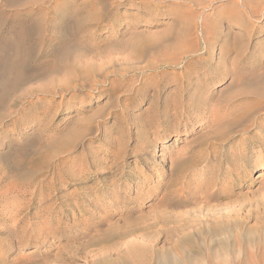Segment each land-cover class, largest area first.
<instances>
[{
	"label": "rangeland",
	"instance_id": "obj_1",
	"mask_svg": "<svg viewBox=\"0 0 264 264\" xmlns=\"http://www.w3.org/2000/svg\"><path fill=\"white\" fill-rule=\"evenodd\" d=\"M4 1L0 264H264V164L248 170V156L259 147L248 143L245 149L243 143L264 142V129L259 137L236 131L228 142L218 141L246 106L238 101L228 110L221 99L263 82L245 74L230 85L221 70L223 80L206 90L213 98L203 101L205 114L190 117L188 130L152 138L148 125L174 100L168 84L150 105L153 85L163 80L159 74L166 78L187 63L199 66L208 50L210 64L224 69H264V2L252 0L249 15L242 0ZM183 17H190V32ZM176 35L184 37L186 51L191 45L198 50L186 56ZM169 41L178 43L176 51ZM162 55L181 59L146 68ZM198 98L184 101L197 105ZM120 169L129 173L122 178L129 200L102 206L100 214L88 204L73 212L80 187L98 189Z\"/></svg>",
	"mask_w": 264,
	"mask_h": 264
},
{
	"label": "bare ground",
	"instance_id": "obj_2",
	"mask_svg": "<svg viewBox=\"0 0 264 264\" xmlns=\"http://www.w3.org/2000/svg\"><path fill=\"white\" fill-rule=\"evenodd\" d=\"M4 1V0H3ZM6 1V0H5ZM4 1V2H5ZM34 1V0H33ZM187 1V0H186ZM189 1V0H188ZM252 0H242V4L243 5H246L247 6V10H248V12H250L249 13V15L250 14H252V13H254V10L252 9V7L250 6V2H251ZM258 1H260V2H264V0H258ZM3 2V3H4ZM9 2V1H8ZM8 2H7V4H8ZM163 2V1H162ZM201 2H202V0H201ZM201 2H199V3H201ZM235 2V4L237 3V5H238V1H234ZM2 3V2H1ZM6 3V2H5ZM191 3H192V1H191ZM236 7V6H235ZM234 7V9H235V11H237V7L235 8ZM260 7V6H259ZM233 8V7H232ZM234 9H232V12L234 13ZM239 9V8H238ZM264 9V8H263ZM240 11V10H239ZM238 13V12H237ZM242 13V15H241V17L243 16V11L241 12ZM235 14V16H236V13H234ZM184 18H186V17H183V19ZM192 18V17H191ZM187 19V18H186ZM189 19H190V17H188V20L187 21H189ZM203 19V18H202ZM180 20H181V17H180ZM185 20V19H184ZM191 20H193V19H191ZM241 20H242V18H241ZM186 21V20H185ZM186 21V27L187 28H184V29H188L189 30V28H188V26H187V24L189 23V22H187ZM194 21V20H193ZM239 21V20H238ZM0 22H1V20H0ZM191 22L192 21H190V24H191ZM18 23V22H17ZM92 23V22H91ZM182 23H183V21H182ZM192 23H194V22H192ZM242 23V22H241ZM22 24V23H21ZM184 24V23H183ZM182 24V28H183V25ZM10 26V25H9ZM13 26V25H12ZM21 26V25H20ZM16 27V26H15ZM190 27V26H189ZM196 27V26H195ZM204 27H207V25L206 26H204ZM209 27H210V25H209ZM2 28V27H1ZM201 28V27H200ZM211 28V27H210ZM26 29V28H25ZM184 29H181V30H184ZM209 29V28H208ZM256 29V28H255ZM3 30V29H2ZM27 30H29V29H27ZM187 30V31H188ZM20 31V30H19ZM215 31V30H214ZM23 32V31H22ZM25 32V31H24ZM23 32V33H24ZM184 32V31H183ZM182 31L180 32V33H183ZM188 32H190V30L188 31ZM188 32H184V34H186V33H188ZM199 32V31H198ZM206 33H207V31H205ZM228 32L230 33V31L228 30ZM1 33V32H0ZM4 33V32H3ZM221 33V32H220ZM225 33V32H224ZM176 34V33H175ZM205 33H203V35H204ZM208 34V33H207ZM210 34V33H209ZM183 35V34H182ZM211 35H212V33H211ZM219 35H221V34H219ZM218 35V36H219ZM229 35V34H228ZM16 36V35H15ZM23 36V35H22ZM174 36V35H173ZM177 36V39L179 38V36L178 35H176ZM181 36V35H180ZM186 36H187V39H189L188 38V34L187 35H185L184 37H185V39L184 40H186ZM205 36V35H204ZM24 37H25V35H24ZM167 37L169 38V37H171L172 38V35L171 36H164L163 37V39L161 38V40H166L167 39ZM175 37V36H174ZM184 37H181V38H179L180 39V42H178V43H180V44H182V46H184L183 48H182V46L180 47L181 48V50L183 49L184 51H185V55L186 54H188V53H186V52H188V51H186L185 50V46H187V45H184L185 43H186V41L185 42H183V43H181V39L182 38H184ZM211 37V36H210ZM214 37V36H213ZM216 37V36H215ZM170 38V39H171ZM208 38H209V36H208ZM24 39V38H23ZM7 40V39H6ZM19 40V39H18ZM159 40V39H158ZM173 41H176V40H174V39H172ZM183 40V39H182ZM203 40V39H202ZM207 40H210V39H207ZM227 40V39H226ZM20 41V40H19ZM168 41V40H167ZM179 41V40H178ZM159 42H161V41H159ZM163 42V41H162ZM161 42V43H162ZM177 42V41H176ZM153 43V42H152ZM158 42H156V44H157ZM166 43H168V42H166ZM172 43V41H169V43L168 44H166V45H168V47H171L174 51H176V49H177V44L178 43H176V45H174V44H171ZM194 43V42H193ZM198 43V42H197ZM20 44H21V42H20ZM150 44V43H149ZM155 43L154 44H152L153 46H154V48H156V46H158V44L156 45ZM187 44V43H186ZM204 44V43H203ZM210 44V43H209ZM208 44V45H209ZM13 45H14V43H13ZM151 45V46H152ZM156 45V46H155ZM164 45V44H163ZM166 45H164V47L163 48H165L166 49ZM215 45V44H214ZM228 45V44H227ZM2 46V45H1ZM17 46V45H16ZM152 46V47H153ZM166 46V47H165ZM192 47L191 48H193V50L192 51H197V50H194V45H191ZM212 46H213V44H212ZM216 46V45H215ZM214 46V47H215ZM14 47V46H13ZM227 47V46H226ZM6 48V47H5ZM160 48V47H159ZM158 48V49H159ZM162 48V49H163ZM180 48H178V49H180ZM200 48V47H199ZM209 48H210V46H209ZM9 49V48H8ZM16 49V48H15ZM157 49V48H156ZM169 49V48H168ZM187 49H188V47H187ZM202 49V48H201ZM211 49V48H210ZM5 50V49H4ZM17 50V49H16ZM160 50V49H159ZM190 50V51H191ZM208 50V49H207ZM206 50V51H207ZM212 50H213V47H212ZM15 51V50H14ZM163 51H165V50H163ZM169 50H167V52H168ZM170 51H172V50H170ZM174 51H172V52H174ZM183 51V52H184ZM189 51V52H190ZM191 51V52H192ZM12 52V51H11ZM166 52V51H165ZM165 52H163L164 54H165ZM202 52V51H201ZM208 57H206L205 59H204V61H206V62H203V63H201V65H199V66H196V67H194V68H191L192 67V65L190 64V63H187V64H185V66L182 68V70L180 69V71H181V73H179V74H177V75H175V73H173L172 75H168L169 77H166V78H163L165 75H163V74H159L160 75V78L161 79H163L162 81L161 80H158L154 85H153V88H152V93L150 94V99H149V103H150V105L152 106V104H153V102H155L154 100L155 99H157V97H159L160 96V92L161 91H163V90H165L166 88H167V85L168 84H171L172 85V88H171V90L170 91H172V93H173V95H174V100H173V102H168L167 104H165V106L163 107V108H161V112L158 114V116L155 118V120L154 121H149V123H148V125L151 127V128H153V131L152 132H150V133H152L153 134V136L154 137H152V138H158V137H163V138H166L167 136H169L171 133H173V134H176V136L178 135V132L180 131V128H183V130L184 131H186V130H188V127H189V124H188V120H189V118L190 117H192V118H195V117H197V116H203V114H205V112H203V110L205 111V109L207 108V103H203V101L205 100V99H209L210 98V96L212 95V93H210V91H206L207 89H209L210 88V86L211 85H213V84H215L216 82H219V81H222L223 80V77H224V75L222 74L221 76L220 75H218L219 74V71H223V73L227 76H229L230 77V85H234V84H236V83H238V84H240L241 82H243L244 81V79L246 78V76H244L245 74L246 75H248L247 76V79L248 80H253L254 79V82H255V80H257V81H261V82H263V86H264V69H261L260 71L258 70L259 68H255V66H249V67H243V68H241V69H239V68H237V69H224V66L222 65V64H215V65H213V64H210L211 62H209V60H210V58H211V51H209L208 50ZM7 53H8V51H7ZM9 53H10V50H9ZM162 53V54H163ZM170 54H171V52H169ZM169 53H167L168 55H169ZM178 53V52H177ZM179 53H180V50H179ZM178 53V54H179ZM3 54V53H2ZM15 54H17V53H15ZM173 54V53H172ZM175 54V53H174ZM173 54V55H174ZM181 54V53H180ZM192 54V53H191ZM196 54V53H195ZM223 54V53H222ZM7 55V54H6ZM9 55H11V54H9ZM14 55V54H13ZM182 55V54H181ZM180 55V56H181ZM184 55V54H183ZM15 56V55H14ZM17 56V55H16ZM15 56V57H16ZM31 56V55H30ZM30 56H29V58H30ZM164 56H166V55H164ZM163 55L161 56V57H163V58H161L160 59V62H156V64L157 65H153V64H148L147 66H146V68L147 69H150L151 67H153V66H162V67H164V66H166V65H175L177 62H178V60L180 61V59L179 58H177V60H174V59H176V58H174L175 56H173V58H170V57H168V56H166V57H164ZM186 56H188V55H186ZM13 57V56H12ZM12 57H10V58H12ZM28 57V56H27ZM217 57V56H216ZM14 58V57H13ZM29 58H27V59H29ZM190 58V57H189ZM194 58V57H193ZM1 59V58H0ZM218 59H219V57H218ZM221 59L223 60V57L222 58H220V61H221ZM225 59V58H224ZM14 60H15V58H14ZM20 60V59H19ZM18 59L17 60H15V64H17V61H19ZM158 60V59H157ZM189 60V59H188ZM192 60V59H191ZM199 60V59H198ZM10 61H13V59H11ZM26 61H28V60H26ZM149 61H154V59L152 60H149ZM156 61V60H155ZM219 61V60H218ZM21 62V61H20ZM19 62V64H21ZM194 62V61H193ZM202 62V61H201ZM224 62L225 61H223V64H224ZM1 63V62H0ZM3 63H5V62H3ZM13 64H14V62H12ZM45 63V62H44ZM195 63V62H194ZM208 63V64H207ZM221 63V62H220ZM2 64V63H1ZM12 64V65H13ZM178 64V63H177ZM226 64V63H225ZM224 64V65H225ZM11 64H9V68L11 67L10 66ZM2 66V65H1ZM6 66V65H5ZM8 66V65H7ZM222 66V67H221ZM178 67V66H177ZM180 67H182V66H180ZM225 67H228L227 65H225ZM1 68V67H0ZM6 68V67H5ZM8 68V69H9ZM14 68V67H13ZM143 68H145V67H143ZM3 69H4V65H3ZM2 69V70H3ZM33 69V68H32ZM154 69V67L152 68V70ZM170 69V68H169ZM14 70V69H13ZM16 70V69H15ZM38 70V69H37ZM42 70V69H41ZM146 70V69H145ZM240 70H242V72L240 71ZM29 71V70H28ZM144 71V70H143ZM7 72V71H6ZM18 73H20V72H18ZM38 73V72H37ZM40 73V72H39ZM45 73V72H44ZM15 74H16V72H15ZM14 74V75H15ZM41 74H43L42 73V71H41ZM29 76V75H28ZM34 76V75H33ZM39 76V75H38ZM2 77V76H1ZM4 77V76H3ZM7 76H5L4 77V80H5V78H6ZM13 77H16V76H13ZM20 77V75L17 77V78H19ZM26 77V76H25ZM141 77V76H140ZM17 78H15V79H17ZM14 79V78H13ZM12 79V80H13ZM19 79H21V78H19ZM1 80V82H2V80H3V78L2 79H0ZM4 80H3V82H4ZM18 80V79H17ZM17 80H15V81H17ZM28 80H30V79H28ZM10 81H11V79H10ZM14 81V82H15ZM2 82V83H3ZM17 82H19V80L17 81ZM261 82H260V84H261ZM2 83H0V84H2ZM5 83H10L9 82V80H8V82H5ZM16 83V82H15ZM15 83H14V85H15ZM259 83V82H258ZM11 84H13V82H11ZM10 84V86H12ZM7 85V84H6ZM13 85V86H14ZM144 85H146V84H144ZM230 85H228V87L229 88H231L230 87ZM256 85V84H255ZM4 86H5V84H4ZM9 85L8 86H6V87H10ZM20 86V85H19ZM148 86V85H147ZM257 86V85H256ZM259 86V85H258ZM129 87H131V88H134V87H132V86H130L129 85ZM144 86H142L141 88H138L137 89V91H139V90H141V92L143 91L142 90V88H143ZM126 88H128V87H126ZM249 88V87H248ZM4 88L2 87V90H3ZM10 89H11V87H10ZM130 89V88H129ZM2 90H0V97H1V95L3 94H1V91ZM115 90V89H114ZM126 90H128V89H126ZM227 90H229V89H227ZM225 91V89H224V91L225 92H228V91ZM7 91H10V90H8V89H6V92ZM30 91V90H29ZM130 90H128V92H129ZM166 91V90H165ZM2 92H4V90L2 91ZM25 92V91H24ZM31 92V91H30ZM29 92V93H30ZM223 92V91H222ZM9 93V92H8ZM7 93V94H8ZM204 93H206V95L204 96ZM220 94V93H219ZM223 94V93H222ZM228 94V93H227ZM6 95V94H5ZM168 94H164V96L166 97ZM3 96V95H2ZM20 96V95H19ZM24 96V95H23ZM224 96V95H223ZM17 97V96H16ZM196 97H199L198 98V100H201L202 101V103H199V104H197V105H193V103H189L188 101H184L186 98L187 99H190V100H193V99H195ZM204 97V98H203ZM212 97V96H211ZM20 99H21V96L19 97ZM213 98V97H212ZM164 99V98H163ZM219 99V98H218ZM1 100V99H0ZM4 100V99H3ZM189 100V101H190ZM246 100H249V101H247L246 102ZM159 101V100H158ZM219 101H220V99H219ZM238 101H240V102H245V105L246 106H244V109H243V111L242 112H240V113H238L237 115H235V117H234V119L233 120H231L229 123H227V125H226V129L223 131V132H221V133H219V135H218V141L220 142V143H223V142H228L229 140H230V138H232L231 136L233 135V133L234 132H236V131H239L241 134H248V136H246L245 138H254L255 136H257L258 135V137H259V134H260V132L264 129V118L262 117V119L263 120H260V116L263 114L264 115V87H259L258 89H255L254 88V90H253V88L252 89H238V90H236V91H234V92H232V93H230L229 95H227V96H224L222 99H221V103H225V105L226 106H228V110H231V109H234V107H235V103L236 102H238ZM3 102V104H4V101H2ZM2 102H0V103H2ZM163 102V101H162ZM165 102V101H164ZM214 103V102H213ZM235 104V105H234ZM164 105V104H163ZM214 106H215V104H214ZM213 108V107H212ZM236 108V107H235ZM160 109V108H159ZM156 110V109H155ZM208 110V109H207ZM212 110V109H211ZM203 112V113H202ZM212 112V111H211ZM10 113V112H9ZM213 113H215V111H213ZM2 114V113H1ZM3 114H7V113H3ZM212 114V113H211ZM214 115V114H213ZM5 116V115H4ZM209 116V115H208ZM260 117V118H259ZM150 118V117H149ZM204 118V117H203ZM140 119V118H139ZM3 120V119H2ZM2 120H0V121H2ZM142 120H144V119H142ZM145 121V120H144ZM147 121V120H146ZM139 123H140V120L138 121ZM142 122V121H141ZM137 123V122H136ZM135 123V124H136ZM145 123V122H144ZM142 124V123H141ZM138 125V124H137ZM143 125V124H142ZM146 125V124H145ZM141 126V125H140ZM21 127V126H20ZM138 127V126H137ZM150 128V129H151ZM143 129H144V127H143ZM148 129H149V127H148ZM144 131V130H143ZM147 131H149V130H147ZM142 132V131H141ZM146 132V131H145ZM143 133V132H142ZM149 134V133H148ZM151 134V135H152ZM143 135V134H142ZM216 135V134H215ZM143 136H145V135H143ZM147 136V135H146ZM145 136V137H146ZM144 137V138H145ZM143 138V137H142ZM213 138H214V136H213ZM244 140V148L245 149H247V145H248V143H249V146L250 147H252V148H255L254 146H258L259 148H258V150H256V151H254V153L253 152H251V154L248 156V163H249V165H248V170H250L251 168H253L254 166H256V165H259V167H261V166H263V164H264V160H263V155H261V154H263V152H264V147H263V145H264V142H263V140L260 138V139H256L255 141H252V140H250V142H248L247 140H245V139H243ZM147 141H150V140H148V138H147V140L145 139L144 141H141L142 143H141V145H139V147L141 148V149H143V147L144 146H147L148 144H149V142H147ZM138 146V145H137ZM139 149V148H138ZM150 149V148H149ZM145 152V151H144ZM244 152V151H243ZM117 154V157H118V153H116ZM113 155H115V154H113ZM146 165V164H145ZM227 165V164H226ZM173 169V168H172ZM143 172V171H142ZM126 174H129V173H125V172H123L121 169H120V173H119V175H116V174H113L112 175V178L110 179V183H105V182H101L100 183V186H99V188L98 189H94L93 187H88V186H86V188H84V187H80V189H79V192L77 193V196H76V203L74 204V208H73V212L74 213H76V209H77V211H83L84 210V204H88L89 205V210L90 211H94V212H97V213H99L100 214V210L102 209V206H120L121 205V203L124 201V200H129L130 198H125L123 195H122V185L124 184L123 183V180H122V178H123V175L125 176ZM138 174V173H137ZM261 174V173H260ZM259 176V175H258ZM130 179V178H129ZM135 179H139V176H135ZM140 181H141V183L142 184H145V181H146V178L144 177V178H140ZM85 182V181H84ZM130 182H132V181H130ZM153 182V181H152ZM90 185V184H89ZM125 185H126V183H125ZM136 186L138 187V189L140 188L139 187V185L138 184H136ZM160 186V184L156 187V188H158ZM183 186V185H182ZM126 188V187H125ZM209 189V188H208ZM125 190V189H124ZM138 191V194H139V190H137ZM142 191V190H141ZM144 191H145V189H144ZM149 191V190H148ZM201 191V190H200ZM135 195V194H134ZM136 195H137V192H136ZM87 205V206H88ZM92 206H93V208H92ZM49 207H51V206H49ZM98 209H100L99 211H97ZM100 217V216H99ZM106 217V216H105ZM186 217V216H185ZM86 220V219H85ZM205 220V219H204ZM32 223V222H31ZM47 224V223H46ZM89 224V223H88ZM80 225V224H79ZM42 229V228H41ZM41 232V231H40ZM56 234V233H55Z\"/></svg>",
	"mask_w": 264,
	"mask_h": 264
}]
</instances>
